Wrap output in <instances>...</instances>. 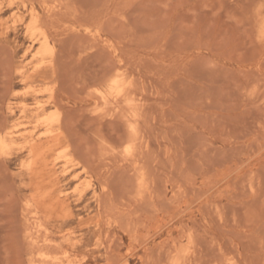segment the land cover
I'll use <instances>...</instances> for the list:
<instances>
[{"label":"rangeland","instance_id":"374dc122","mask_svg":"<svg viewBox=\"0 0 264 264\" xmlns=\"http://www.w3.org/2000/svg\"><path fill=\"white\" fill-rule=\"evenodd\" d=\"M0 141V264H264V0H0Z\"/></svg>","mask_w":264,"mask_h":264},{"label":"bare ground","instance_id":"6f19581e","mask_svg":"<svg viewBox=\"0 0 264 264\" xmlns=\"http://www.w3.org/2000/svg\"><path fill=\"white\" fill-rule=\"evenodd\" d=\"M41 65V64H40ZM100 73V72H99ZM103 76V75H102ZM116 77V76H115ZM118 79V78H117ZM113 80V79H112ZM123 80V79H122ZM94 81V80H93ZM124 81V83H125V79L123 80ZM111 83V82H110ZM116 84V83H115ZM117 87H118V85H117ZM120 90H121V88H120ZM120 90H118V91H120ZM125 90V89H124ZM128 91V90H127ZM122 92V91H121ZM119 93V92H118ZM126 98V97H125ZM124 100V99H123ZM126 100V99H125ZM132 101V100H131ZM108 103V102H107ZM106 103V104H107ZM38 104V103H37ZM103 104V103H102ZM127 104V103H126ZM41 105V104H40ZM110 105V104H109ZM112 105V104H111ZM134 105V104H133ZM108 106V105H107ZM112 107V106H111ZM134 107H135V105H134ZM134 110V109H133ZM136 112V111H135ZM130 119H131V117H130ZM133 120V119H132ZM126 123V122H125ZM17 128H18V126H17ZM14 129V128H13ZM53 134V133H52ZM56 134V133H55ZM19 135V134H18ZM21 135H22V133H21ZM16 136V135H15ZM1 142V141H0ZM5 146V145H4ZM3 147V146H2ZM1 148V147H0ZM74 190V189H73ZM35 244V243H34ZM37 244V243H36ZM38 246V245H37ZM42 250V249H41ZM38 251V250H37ZM42 255H43V253H41ZM47 255V254H46ZM43 257V256H42ZM46 257V256H45ZM48 257V256H47ZM46 257V258H47ZM112 257V256H111ZM38 258V257H37ZM34 259V258H33ZM42 262H43V260H41ZM42 262H40V263H42ZM39 263V262H38Z\"/></svg>","mask_w":264,"mask_h":264}]
</instances>
